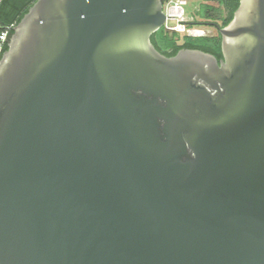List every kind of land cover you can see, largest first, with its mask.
Returning <instances> with one entry per match:
<instances>
[{"label": "water", "instance_id": "1", "mask_svg": "<svg viewBox=\"0 0 264 264\" xmlns=\"http://www.w3.org/2000/svg\"><path fill=\"white\" fill-rule=\"evenodd\" d=\"M163 7L37 0L13 26L0 264H264V0L211 22L221 59L161 53Z\"/></svg>", "mask_w": 264, "mask_h": 264}, {"label": "trees", "instance_id": "2", "mask_svg": "<svg viewBox=\"0 0 264 264\" xmlns=\"http://www.w3.org/2000/svg\"><path fill=\"white\" fill-rule=\"evenodd\" d=\"M35 1L37 0H2L0 3V24H14L15 27ZM166 1L163 0V3ZM239 3L240 0H201L192 25H212L211 22L221 20V26H225L232 20ZM180 39L182 42H180ZM151 40L155 47L167 56H173L183 48H190L210 52L219 59L223 57L221 50L222 38L219 32L218 34L182 36L178 33L170 34L164 28H161L152 35Z\"/></svg>", "mask_w": 264, "mask_h": 264}, {"label": "built area", "instance_id": "3", "mask_svg": "<svg viewBox=\"0 0 264 264\" xmlns=\"http://www.w3.org/2000/svg\"><path fill=\"white\" fill-rule=\"evenodd\" d=\"M2 0H0V3ZM188 0H167L164 3V12L166 19L163 28L170 34L178 33L180 35L198 36L193 28L192 22L195 16L189 14L186 10ZM14 24L2 25L0 24V59L8 45V38L11 36V31Z\"/></svg>", "mask_w": 264, "mask_h": 264}, {"label": "rangeland", "instance_id": "4", "mask_svg": "<svg viewBox=\"0 0 264 264\" xmlns=\"http://www.w3.org/2000/svg\"><path fill=\"white\" fill-rule=\"evenodd\" d=\"M201 0H188V5H186V10L189 14L196 15V11L199 9V5ZM217 4V3H216ZM217 22L222 25L221 20H217ZM193 26L195 33L203 35V34H218V29L215 26L209 24H198V25H191ZM180 42L182 40L180 39Z\"/></svg>", "mask_w": 264, "mask_h": 264}, {"label": "flooded vegetation", "instance_id": "5", "mask_svg": "<svg viewBox=\"0 0 264 264\" xmlns=\"http://www.w3.org/2000/svg\"><path fill=\"white\" fill-rule=\"evenodd\" d=\"M212 26H215L218 29V27L216 25L212 24ZM218 32H219V30H218Z\"/></svg>", "mask_w": 264, "mask_h": 264}]
</instances>
